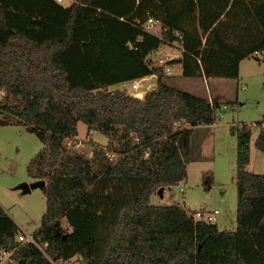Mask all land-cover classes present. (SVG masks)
<instances>
[{
    "label": "trees",
    "instance_id": "trees-1",
    "mask_svg": "<svg viewBox=\"0 0 264 264\" xmlns=\"http://www.w3.org/2000/svg\"><path fill=\"white\" fill-rule=\"evenodd\" d=\"M150 17L162 35L144 28ZM173 41L183 52L169 62L181 63L183 76L237 78L243 59L256 50L264 58V0H0V87L16 98L0 107L44 143L28 164L46 180L33 234L55 261L78 254L85 264H264V173L245 168L250 124L236 129L235 229L196 220L180 203L151 202L159 186L187 178L193 128L215 122L220 106L170 85L164 65L149 63ZM151 74L157 86L142 99L110 87ZM180 120L188 126L176 128ZM79 121L110 137L92 157L67 142ZM256 125L264 151V119ZM19 233L0 203V251L13 250L14 264H52Z\"/></svg>",
    "mask_w": 264,
    "mask_h": 264
},
{
    "label": "rangeland",
    "instance_id": "rangeland-1",
    "mask_svg": "<svg viewBox=\"0 0 264 264\" xmlns=\"http://www.w3.org/2000/svg\"><path fill=\"white\" fill-rule=\"evenodd\" d=\"M71 0H63V4ZM155 34L162 35L161 24L151 26ZM163 50L151 52L148 61L151 64L161 63L168 59L170 67L165 68L163 79L170 85L187 90L199 96L212 100L217 97L220 104L215 109V125L204 124L193 128L191 135L192 157L188 163V176L185 180L165 186L163 194L155 190L151 195L154 204H182L190 213L197 210L218 208L214 223L220 229H235L237 227V144L236 129L241 123L251 125L253 135L250 143V162L246 169L264 173V151L255 145L259 132L258 121L264 119V58L250 56L243 59L237 78L214 76L210 84L215 85L221 94L212 89V97L207 96L206 81L200 77L181 75V67L172 59L182 57V45L173 41L162 46ZM181 53V54H180ZM160 58V60H159ZM144 82V83H143ZM140 90L148 84L157 86V79L146 77ZM111 89L120 88L128 92V84L112 85ZM218 94V95H217ZM16 101L6 88L0 87V102ZM224 103L226 107H224ZM10 122L0 124V202L5 210L13 216L20 226V232L35 233L42 225L46 210V192L42 186H30L28 190L19 185L26 182L29 185L40 179L30 174L28 164L37 157L44 143L37 134L29 130L15 115L9 117ZM108 136L101 132L89 133L83 121L78 123L76 137L67 140L70 150L78 154L92 157L94 144L106 146ZM113 142L117 144L114 139ZM111 160L119 158L118 152L110 150ZM213 177L210 183V177ZM64 229H68L65 218H62ZM3 264H14L11 259ZM61 264H85L84 258L75 255Z\"/></svg>",
    "mask_w": 264,
    "mask_h": 264
},
{
    "label": "built area",
    "instance_id": "built-area-1",
    "mask_svg": "<svg viewBox=\"0 0 264 264\" xmlns=\"http://www.w3.org/2000/svg\"><path fill=\"white\" fill-rule=\"evenodd\" d=\"M57 1L62 2V0H57ZM158 22H159V20H157V19H155L153 17H150L144 23V28L147 29L150 32H153L152 30H150V28H151V26L157 24ZM255 55L258 56V57H261V53L258 50L255 51ZM145 79H146V76L137 77V78H133V79L127 80V81H125V82H123L121 84H123V85H127L128 84V88H129L128 93L142 99V98L145 97L146 93L150 89L154 88L152 84H148L145 89L140 90L142 85H143V83H144L143 81ZM9 115L11 116V114L7 113L4 109H2L0 107V117L1 118H7V116H9ZM175 126H176V128L177 127L178 128H182V127L188 126V124H187V122H185L183 120H180V121H176L175 122ZM94 131L95 130H91L90 133H93ZM218 212H219V209L216 208L213 211H211V210H197L195 212H191V214L194 216V218L196 220H201V221H205V222H208V223H214L215 219H216V214ZM18 239H19L20 242H23V243L24 242H32V243H34L40 250H42V252L44 254L47 255V257L49 258V260L51 261L52 264H61V263H63V261H55L53 258H51L47 254V252L45 250V247H46L47 243L46 242L42 243L39 240V238H37L33 233H27V232L21 233L20 232L18 234ZM12 251L13 250H9L7 248H3L0 251V264H3L6 260L10 259V255H11Z\"/></svg>",
    "mask_w": 264,
    "mask_h": 264
},
{
    "label": "crops",
    "instance_id": "crops-1",
    "mask_svg": "<svg viewBox=\"0 0 264 264\" xmlns=\"http://www.w3.org/2000/svg\"><path fill=\"white\" fill-rule=\"evenodd\" d=\"M63 1V0H62ZM71 1H73V0H71ZM157 34V33H156ZM157 50H160V51H162L163 50V48L162 47H160L159 49H156V50H154V51H152L153 53L155 52V51H157ZM181 54V53H180ZM180 57V55L178 56V58ZM159 60H160V58H159ZM167 60L168 59H163V61L161 62V63H157V64H161V65H164V66H168V67H170L171 68V65H168L167 64ZM243 61V60H242ZM242 61H241V63H242ZM241 63H240V68H241ZM176 65H178L179 67H181V63H179V62H177L176 63ZM182 68V67H181ZM181 72H182V69H181ZM181 75H182V73H180ZM146 77H149L150 79H152V78H156L157 79V75L156 74H151V75H147ZM196 77H202V78H204V80L206 81V83H208V84H206V86H207V88H208V86H209V90H208V94H207V96H209V97H212V92H211V88H210V82H211V80H213V78H214V76H210V77H207L205 74H203V75H198V76H196ZM223 78V77H222ZM229 78V77H228ZM117 85H119V84H117ZM212 86V89H214V87H215V90L217 91V93L218 94H221L220 93V91L216 88V86L215 85H211ZM217 94V95H218ZM204 97H206V96H204ZM217 99V97H214V99ZM224 107H226V104L224 103ZM80 122V121H79ZM78 122V123H79ZM204 124H210V123H201V124H199V125H197V126H195V128H198L199 126H201V125H204ZM212 125H215V122H213V123H211ZM87 126V125H86ZM258 135V134H257ZM76 137V136H75ZM257 137V136H256ZM252 139V138H251ZM251 148V147H250ZM251 150V149H250ZM251 158V157H250ZM250 162V161H249ZM38 179V178H37ZM23 183V182H22ZM20 186V185H19ZM165 186H167V185H161V186H159L158 188H157V190H159V192L161 193V194H163L164 193V191H165ZM1 203V202H0ZM3 207H4V205H3ZM5 208V207H4Z\"/></svg>",
    "mask_w": 264,
    "mask_h": 264
},
{
    "label": "water",
    "instance_id": "water-1",
    "mask_svg": "<svg viewBox=\"0 0 264 264\" xmlns=\"http://www.w3.org/2000/svg\"><path fill=\"white\" fill-rule=\"evenodd\" d=\"M33 184L34 185L43 186V185H46V180L44 178H40V179L34 181V183H32L31 185H29L26 182H23V183L20 184V187H24L25 190H28L30 188V186H33Z\"/></svg>",
    "mask_w": 264,
    "mask_h": 264
}]
</instances>
